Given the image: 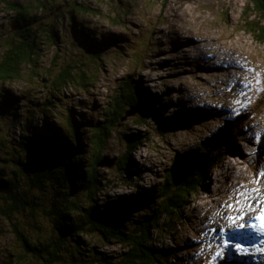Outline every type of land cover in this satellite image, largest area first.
<instances>
[{
  "label": "rangeland",
  "instance_id": "1",
  "mask_svg": "<svg viewBox=\"0 0 264 264\" xmlns=\"http://www.w3.org/2000/svg\"><path fill=\"white\" fill-rule=\"evenodd\" d=\"M39 1L0 0V63L10 42L19 40L10 6H35ZM49 1L38 13L41 18L36 25L44 42L39 51L42 68L35 69L37 74L29 70L20 81L0 82V91L10 89L18 98L16 120L26 118L31 100L53 101L54 93L58 98L48 110L49 119L67 121L71 111L84 143L89 144L93 123L105 120L123 81L132 79L138 92L155 103L156 113L145 124L133 121L135 116L124 119L106 148L108 158L125 159L130 153L134 161L132 172L124 174L116 165L99 167L105 186L99 200L117 206L140 194L153 197L179 157L190 159L202 143L220 136L225 124L231 129L236 126L239 136L228 140L227 156L207 173L200 191L191 195L190 205L169 229L160 223L153 232L154 241L170 251L171 264H264L262 221L251 220L264 211V39L258 38L257 31H249L264 30V15L254 9L252 0ZM76 3L90 7L89 12L81 11ZM51 30L58 33L57 43L49 40ZM81 32L90 33L101 48L96 44L92 54H86L93 46L79 38ZM84 69L89 85L76 80L51 91L46 79L70 70L82 74ZM45 117L41 112L36 126L42 128ZM19 125L9 124L14 136L20 134ZM125 132L140 136L142 144L128 151ZM89 149L88 156H93L96 152ZM239 209L244 210L243 220L227 219L237 216ZM145 212V208L132 207L123 217L134 226ZM17 219L20 230L30 237V228L24 226L22 217ZM51 220L40 218L30 224L31 230L50 235L56 216ZM213 229H222L224 239L226 233H237L222 258L216 257L221 241L214 239ZM83 238L114 262L127 250L117 242L104 243L97 235ZM10 262L44 264L24 252L12 223L0 216V264Z\"/></svg>",
  "mask_w": 264,
  "mask_h": 264
},
{
  "label": "trees",
  "instance_id": "2",
  "mask_svg": "<svg viewBox=\"0 0 264 264\" xmlns=\"http://www.w3.org/2000/svg\"><path fill=\"white\" fill-rule=\"evenodd\" d=\"M168 1L164 0V3ZM46 3L51 2L40 0L35 6L16 3L10 6L15 12L13 23L19 25L15 32L19 40L10 42L5 60L0 63L2 84L20 81L29 70L37 74L35 69L42 68L39 51L44 42L40 39L41 28L36 25L41 18L38 13L45 9ZM252 3L254 9L264 15V0H252ZM76 7L82 8L81 11L90 10L85 4L76 3ZM249 31H257L258 38L264 39L263 29L249 28ZM50 32L49 40L57 43V31ZM89 34L81 32L82 36H79L88 46H93V50L89 49L86 54H92L97 44L95 37ZM86 73L85 69L82 74L63 71L53 80H46L52 84L51 91L61 90L76 80L86 87L89 85ZM121 90L108 109L105 120L93 123V132L88 137L90 145L84 143L81 127L71 111L67 121L53 123L49 119L48 110L53 109V101L58 98L54 93L53 101L31 100L32 105L24 114L26 118L18 121V98L10 89L0 91V216L12 223L24 252L41 259L44 264H171L170 251L155 244L154 230L159 228L160 223H165L169 229L182 210L190 205L191 195L200 191L207 173L227 156L228 140L234 139V135L239 136L236 126L231 129L229 123L225 124L223 133L210 142L202 143L193 157L186 161L181 157L176 160V165L168 171L165 182L153 197L140 194L123 206L102 203L99 195L105 186L99 175V163L106 157L104 153L112 135L132 107L146 106L142 114L132 116L137 123L145 124L147 118L156 113L155 103L138 92L132 79L123 81ZM41 112L46 115L42 128L36 126ZM9 124H14V127L20 124V134H11L14 131ZM138 137L133 133H124V143L129 141L125 145L128 151L142 144V138ZM89 146L96 152L93 156H88ZM133 162L129 153L125 159L117 160L116 167L123 174L132 172ZM132 207H142L146 211L134 226L123 217ZM55 216L50 235H37L31 230L32 222L40 218L51 220ZM18 217H22L24 226L26 224L30 228L31 238L15 222ZM89 235L100 236L104 243L117 242L127 250L114 262L112 256L106 257L108 254L101 252L99 246L95 247L83 238Z\"/></svg>",
  "mask_w": 264,
  "mask_h": 264
},
{
  "label": "snow or ice",
  "instance_id": "3",
  "mask_svg": "<svg viewBox=\"0 0 264 264\" xmlns=\"http://www.w3.org/2000/svg\"><path fill=\"white\" fill-rule=\"evenodd\" d=\"M243 212H244L243 209H239L237 216H235V217L229 216L228 219L230 221H232L233 223H235L238 220H243L244 219ZM257 219H260L262 221L260 227L264 228V211H261V214H260L259 217H257ZM239 227L243 228L244 224H239ZM212 231L215 233L214 239L221 241L220 251H218L216 253V257L217 258H222L223 254H224V250L228 247V241L229 240H234L236 235H237V233L233 232V233L228 235L227 239H224L225 233H224V231L222 229H220V230L213 229ZM239 251L247 252V249H239Z\"/></svg>",
  "mask_w": 264,
  "mask_h": 264
},
{
  "label": "water",
  "instance_id": "4",
  "mask_svg": "<svg viewBox=\"0 0 264 264\" xmlns=\"http://www.w3.org/2000/svg\"><path fill=\"white\" fill-rule=\"evenodd\" d=\"M13 29L16 31L19 29L18 23H15V25H13ZM145 108H146L145 105L132 107V109L127 112L125 119H127L128 117L136 116L139 113H143ZM116 162H117V158L104 157V159L99 163V166H107L112 168L113 166L116 165Z\"/></svg>",
  "mask_w": 264,
  "mask_h": 264
},
{
  "label": "bare ground",
  "instance_id": "5",
  "mask_svg": "<svg viewBox=\"0 0 264 264\" xmlns=\"http://www.w3.org/2000/svg\"><path fill=\"white\" fill-rule=\"evenodd\" d=\"M177 14H175V16H176ZM179 16V15H178ZM174 20H176V19H174ZM202 45V44H201ZM199 46V45H198ZM232 53V52H231ZM226 218H227V216H226ZM228 219V218H227ZM251 220H258L257 219V217H255V218H252ZM252 226V225H251ZM243 229H245V228H243ZM252 235H254V234H251V235H249L248 236V239H250V237L252 236ZM226 237H228V233H226ZM245 238H247V237H245ZM257 242V241H256ZM250 243H251V241H250ZM238 247H242L241 245H242V242H238ZM244 246V245H243ZM244 248V247H243ZM230 250V249H229Z\"/></svg>",
  "mask_w": 264,
  "mask_h": 264
}]
</instances>
